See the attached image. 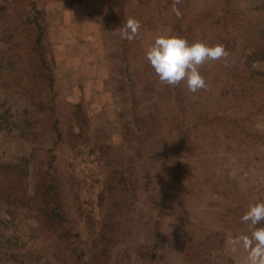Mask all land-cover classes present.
I'll return each instance as SVG.
<instances>
[{"label":"rangeland","instance_id":"rangeland-1","mask_svg":"<svg viewBox=\"0 0 264 264\" xmlns=\"http://www.w3.org/2000/svg\"><path fill=\"white\" fill-rule=\"evenodd\" d=\"M12 2L0 0V34L10 26ZM29 2L46 29L53 58L51 84L56 89L49 100L41 78L35 76L32 92L53 102L52 117L61 132L35 133L40 109L0 86V166L31 153H40L39 166H46L48 154H53L52 163L66 185L75 174L83 176L79 189L68 184L63 192L71 205L67 206L70 222L64 225L74 222L80 232L77 253L83 259L102 245L93 237L99 227L106 229L102 224L110 220V210L119 207L116 211L125 212L122 219L115 216L120 219V233H112L114 240L107 245L102 264H147L151 254L156 258L153 264H248L244 249L233 253L228 241L248 234L241 217L250 203L264 201V104L245 111L248 99L233 100L222 72L225 67H237L233 70L237 72L243 53H250L254 44L262 53L251 59L250 82L264 86V0H182L177 6L180 18L173 11V0ZM194 4L203 16L190 15ZM221 12L228 27L215 23ZM129 17L141 25L133 40L119 35ZM188 18L195 22L193 32L184 25ZM176 21L190 43H222L230 57L228 66L216 60L200 68L207 90L191 93L181 82L163 86L160 96L161 83L149 66L146 49L158 34L178 33L173 29ZM0 72L7 70L0 67ZM180 104L187 107L185 114ZM76 109L78 124L69 118ZM215 113L222 119L241 115L239 125L229 126L228 118L220 126L205 119ZM71 128L87 139L76 155L78 139L69 135ZM35 146L40 149L33 151ZM33 162L31 158V172ZM171 175L170 195L161 213L154 198ZM3 213L0 264H46L49 252L39 250L46 239L35 229L34 203L0 202ZM158 218L165 232L161 248L152 234Z\"/></svg>","mask_w":264,"mask_h":264},{"label":"trees","instance_id":"trees-1","mask_svg":"<svg viewBox=\"0 0 264 264\" xmlns=\"http://www.w3.org/2000/svg\"><path fill=\"white\" fill-rule=\"evenodd\" d=\"M8 6L12 9L10 26L7 31L5 30L4 33L0 34V67L5 68L7 73L2 74L0 72V86L4 88L8 95L16 93L25 100H28L29 103L34 105L38 110L40 109L36 116L35 133H39L41 129H45L49 132L55 130L57 131V134H59L61 131L56 127L57 119L52 117V115H54L53 102L44 101L41 97L37 98V92H32V87L34 86L32 80L35 76L41 78L40 83L42 84V87L44 84L46 88L45 93L49 100L53 98L54 91H56L53 84H51L53 80L51 67L53 58L51 56V49L48 46L46 29L42 26L41 20L37 17V12L32 11V6L34 5L29 2V0H13ZM194 6L195 7L192 9L189 7L191 10L190 15L203 16L202 9L196 10L197 5L194 4ZM3 9L5 10L6 8L4 7ZM222 17L224 18V21L220 20ZM219 22L222 23L224 27L229 26L228 19L224 12H221L215 21V23ZM180 24L181 22L179 21L174 22L173 29L175 33ZM184 25L188 28V32L194 31L193 27L195 26V22L192 18H188V23H185ZM176 35L185 37L184 33L179 30ZM250 49V53H243L244 60L240 62L237 72H233L237 67H225L222 72V74H224V85L232 87L233 100H241L242 98L248 99L246 103L243 102L244 110L248 112H252L251 110L254 109L256 104H258L257 110L260 108V105L264 104V95H259L261 90H264V86H252L250 80L253 79V72L249 67L251 59H256V56H261L262 50L257 48L254 44H252ZM47 53H49V57L47 56ZM163 86L166 85L160 84V87L158 85L160 88L158 90L160 96L165 92ZM235 90L239 91L240 94L234 93ZM130 91L133 95L134 86L132 81L130 82ZM176 97L180 102V97L177 94ZM256 97L258 100H256ZM240 104L242 103L240 102ZM170 109L174 111L171 106ZM179 109L185 114L187 107L180 104ZM236 111L239 112V107H237ZM77 113L78 111L69 116L71 123L78 122ZM175 113L176 111H174V116L178 117ZM226 118L229 120L227 123L229 126L237 127L241 115L233 118L226 116L223 117V119L221 118L220 113L212 114L209 117L205 116L206 120L214 121V123L219 126ZM164 119L168 120L169 118L165 117ZM164 123L166 124V122ZM68 133L70 136L78 139L76 141V146L73 148V153L76 155L77 148L85 144V140L87 139L84 136L81 137V134L79 135L77 132H74L73 128H71ZM56 137L55 139H57ZM183 139L185 138H181V141H183ZM55 145L54 142L53 147H55ZM36 149L38 150L40 148L35 146L32 150L34 151ZM52 149L53 148L51 147V151ZM175 149H177V147ZM178 149H182L181 145ZM40 156V153L34 155L31 153L27 157L21 156L17 162H10L0 166V202H3L6 205L19 204L20 206H29V203H34L35 209L38 212V223L36 224L35 229L40 236L43 235L46 239L43 242L44 246H39V250L47 249L46 251L49 252L47 253L49 256L46 264H102L104 255H106L105 253L107 251L106 247L109 242L111 243L114 240L113 234L120 233L117 227L118 221L123 218L121 216H124L125 212H122L121 209L116 211L119 207L110 210V220H105L102 224L106 229H100L99 227L100 230L98 229L96 232V234H99L93 237L94 239H101L102 241L100 242L102 245L91 254L92 257L89 259H83L81 255L78 257L77 246L80 240V232L78 229H75L74 222L69 225H64L65 222H70L68 217V207L71 205H69L68 201L64 198L63 192L68 184L70 188L75 187L76 189H79L80 185H78V182L83 176L75 174L66 185L64 179L58 175L56 165H53L52 163V161L55 160L54 155L48 154L49 160L46 161V166H39L42 160L37 159L40 158ZM31 158L34 159V171L32 172L29 169ZM28 176H31V178ZM173 178L174 177L171 175L168 179V184L165 185L161 192L154 198L155 204L158 206L159 212L161 211V213H163L162 211L164 208L162 207L164 206V203L167 202L168 196L170 195ZM6 207L9 208V211L11 212V207ZM3 216L4 213L0 214V222H5ZM115 216H118L120 219H116ZM154 222V227L157 230H154L152 234L154 241L159 243L157 246L161 248L165 238V232L162 228H159L161 223L159 218L155 219ZM207 246L214 248V244ZM2 254H7L8 256L11 255L6 252H3ZM155 259L154 255L151 254L147 264H153L152 262Z\"/></svg>","mask_w":264,"mask_h":264},{"label":"clouds","instance_id":"clouds-1","mask_svg":"<svg viewBox=\"0 0 264 264\" xmlns=\"http://www.w3.org/2000/svg\"><path fill=\"white\" fill-rule=\"evenodd\" d=\"M182 0H173V11L177 18L181 12L177 7ZM140 22L129 17L120 28L122 39L133 40L139 35ZM230 53L222 43L209 45L203 41L189 42L185 37L172 34H158L146 49V59L157 75L159 82L166 86L186 84L189 92L207 90V82L200 68L208 61L222 60L228 66ZM248 226V234L230 238V250L235 253L242 247L247 253L248 264H264V201L250 203L241 217Z\"/></svg>","mask_w":264,"mask_h":264}]
</instances>
